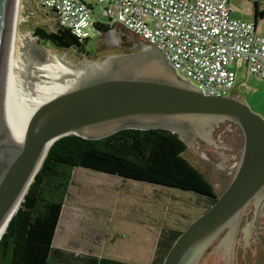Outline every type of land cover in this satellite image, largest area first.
<instances>
[{
    "label": "water",
    "instance_id": "obj_1",
    "mask_svg": "<svg viewBox=\"0 0 264 264\" xmlns=\"http://www.w3.org/2000/svg\"><path fill=\"white\" fill-rule=\"evenodd\" d=\"M16 4L0 0V229L17 210L51 144L62 136L94 140L129 128L165 129L185 143L180 135L217 150L214 130L229 121L243 138L234 173L216 201L181 230L161 264H197L223 232L218 249L227 264H234L243 216L252 205L256 223L264 206V119L232 93H203L158 49L135 37L140 50L111 57L105 70L43 102L22 140H13L7 128V79Z\"/></svg>",
    "mask_w": 264,
    "mask_h": 264
},
{
    "label": "rangeland",
    "instance_id": "obj_2",
    "mask_svg": "<svg viewBox=\"0 0 264 264\" xmlns=\"http://www.w3.org/2000/svg\"><path fill=\"white\" fill-rule=\"evenodd\" d=\"M83 1L95 5L97 0ZM32 2L17 0L16 4L14 56L19 64H29L32 59L33 48L21 39L26 35L45 51L64 56L72 65L83 61L103 63L111 57L140 50V42L130 32L113 26V31L91 38L88 44L89 54L72 48L58 50L49 44L42 45L33 36V28L40 26L49 31L54 30L57 27L56 18L51 11ZM254 2H259L260 8L264 9V1L228 0L235 11L233 15L246 20L253 19ZM257 27V31L261 33L264 22L259 21ZM14 72L21 80L25 79L26 74L19 68H14ZM88 75L90 74L84 77ZM230 93L244 100L253 112L264 119V79L247 74L242 67L238 69L233 91L227 95ZM180 136L187 142L185 158L204 174L220 195L229 183L240 157L243 141L240 129L229 121L220 123L213 133L219 145L217 150L201 141ZM205 207L206 200L192 192L131 179L124 180L118 175L75 167L55 232L54 244L58 245L57 240H62L79 252L151 264L161 231L185 229ZM251 207L252 205L249 206ZM249 208L243 216L239 238L247 247L245 253L248 264H252L254 254L251 251L256 250V245H249ZM223 233L205 249L197 264H227L224 254L218 249ZM240 249H236L235 261L242 257Z\"/></svg>",
    "mask_w": 264,
    "mask_h": 264
},
{
    "label": "trees",
    "instance_id": "obj_3",
    "mask_svg": "<svg viewBox=\"0 0 264 264\" xmlns=\"http://www.w3.org/2000/svg\"><path fill=\"white\" fill-rule=\"evenodd\" d=\"M253 8L256 22L259 16H264V10L260 11L256 2ZM56 23L57 27L51 31L34 27L33 36L42 45L89 54L87 40L80 41L57 20ZM97 28L106 32L112 27ZM187 149L179 135L165 129L129 128L94 140L75 134L58 138L49 147L0 238V264H139L108 256L69 257L68 251L52 245L72 171L82 167L118 175L124 180L192 192L206 200V210L219 195L204 174L185 158ZM181 230L161 231L151 264H161Z\"/></svg>",
    "mask_w": 264,
    "mask_h": 264
},
{
    "label": "built area",
    "instance_id": "obj_4",
    "mask_svg": "<svg viewBox=\"0 0 264 264\" xmlns=\"http://www.w3.org/2000/svg\"><path fill=\"white\" fill-rule=\"evenodd\" d=\"M30 1L51 11L61 27L87 44L103 33L97 26L130 32L158 49L205 94L232 92L241 65L264 79V36L253 21L234 16L228 0Z\"/></svg>",
    "mask_w": 264,
    "mask_h": 264
},
{
    "label": "bare ground",
    "instance_id": "obj_5",
    "mask_svg": "<svg viewBox=\"0 0 264 264\" xmlns=\"http://www.w3.org/2000/svg\"><path fill=\"white\" fill-rule=\"evenodd\" d=\"M21 39L33 48L29 64H19L14 56L16 40L13 29L7 79V128L12 139L17 141L22 140L28 120L39 105L56 94L71 89L84 75L105 70L110 61H83L72 65L64 56L47 52L33 43L29 36ZM14 68H19L26 74L24 80L15 75ZM5 228L6 224L0 229V238Z\"/></svg>",
    "mask_w": 264,
    "mask_h": 264
},
{
    "label": "flooded vegetation",
    "instance_id": "obj_6",
    "mask_svg": "<svg viewBox=\"0 0 264 264\" xmlns=\"http://www.w3.org/2000/svg\"><path fill=\"white\" fill-rule=\"evenodd\" d=\"M249 217L248 215L246 216V218L248 219V225H247V232L248 235L250 236V241H249V245L254 243L256 246V250L252 249V253L254 254L253 256V261L252 264H264V206L261 209V211L259 212V217L256 223H254L253 221V217H254V212H255V208L252 206L251 208H249ZM246 215V213H245ZM244 215V216H245ZM240 231H241V227H240ZM238 234V240H237V244H236V249L241 248V254L242 257L240 259H237L236 261L234 260V264H238L237 262H240L241 264H248V260L246 257V250L247 247H245L240 238V232ZM235 249V256H236V250Z\"/></svg>",
    "mask_w": 264,
    "mask_h": 264
},
{
    "label": "crops",
    "instance_id": "obj_7",
    "mask_svg": "<svg viewBox=\"0 0 264 264\" xmlns=\"http://www.w3.org/2000/svg\"><path fill=\"white\" fill-rule=\"evenodd\" d=\"M260 1H262V0H260ZM255 3V2H254ZM257 4H258V9L261 11V10H264V9H262V8H260V6H259V2H256ZM235 11L233 10V13H234ZM252 14H253V19L252 20H248V21H253L254 23H255V25H256V32H257V34H259V35H261V36H264V30H261V33L259 32V31H257V29H258V27H257V25H258V22L259 21H261V22H264V16H259V18L257 19V21L255 22V17H254V8H253V6H252ZM235 16V15H234ZM236 17H238V16H236ZM243 19V18H242ZM244 20H246V19H244ZM263 33V34H262ZM244 68V66L243 65H241L240 66V68ZM239 68V69H240ZM54 239H55V236H54ZM53 239V243H52V245L54 246V247H56V248H60V249H63V250H65V251H68L69 253H70V255H69V257H73V256H76V255H82V254H84V255H92V254H88V253H84V252H79V251H77V250H74V249H72L70 246H68V244L65 242V241H62V240H57L58 241V245H55L54 244V240ZM73 254V255H72ZM95 256V255H94ZM140 264V263H139Z\"/></svg>",
    "mask_w": 264,
    "mask_h": 264
},
{
    "label": "clouds",
    "instance_id": "obj_8",
    "mask_svg": "<svg viewBox=\"0 0 264 264\" xmlns=\"http://www.w3.org/2000/svg\"><path fill=\"white\" fill-rule=\"evenodd\" d=\"M110 30V29H109ZM113 31V29H111ZM107 32V31H106Z\"/></svg>",
    "mask_w": 264,
    "mask_h": 264
}]
</instances>
